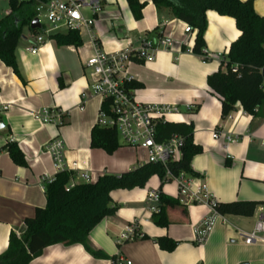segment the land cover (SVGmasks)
<instances>
[{
  "label": "crops",
  "instance_id": "crops-1",
  "mask_svg": "<svg viewBox=\"0 0 264 264\" xmlns=\"http://www.w3.org/2000/svg\"><path fill=\"white\" fill-rule=\"evenodd\" d=\"M5 1L0 0V18L10 12V7L1 9ZM140 1L147 4L142 19L136 20L126 0H103V12L94 28L97 43L107 52L139 49L144 41L158 39L155 28L162 40H174L170 50L160 49L152 59L129 66L131 78L142 85L132 94L141 102L189 106L178 122H193L194 143L203 148L191 160L199 176H190V185L203 188L218 203L257 202L256 211L251 217L215 216L205 239L199 241L195 229L213 216L212 209L180 196L178 184L168 181L163 193L179 198L182 206L169 209L171 224L159 227L152 221L153 203L147 200L149 192L160 190L161 179L155 175L144 188L113 191L118 211L105 217L90 233L94 248L115 261L96 259L79 244H57L47 247L30 264H116L120 259L131 264H264V243L246 244L239 234L252 232L264 209V106L258 116H253L238 105L223 118L220 98L207 82L210 74L225 70L222 60L241 32L234 19L207 12L204 38L209 60L205 61L203 56L188 51L193 48L196 33H186V22L174 18L169 10H158L152 0ZM254 8L264 16V0H255ZM35 35L28 32L16 49L20 76L0 61V120L4 123L0 146L12 138L27 162L26 166L17 165L4 147L0 151V254L8 248L12 233L18 238L24 235L25 219L33 216L37 207L46 205L42 177L44 173L54 175L55 169L53 160L42 150L54 138L63 140L66 160L76 162L94 180L104 173L120 174L147 162L146 152L140 149L122 145L109 155L91 148V131L98 121L101 99L93 96L81 103L87 85L84 63L94 50L90 38L81 35L83 43L75 47L59 46L49 37L34 55L28 48L34 45ZM218 53L223 54L221 58ZM44 107L62 110L63 124H43L32 116L31 111ZM81 173L74 171L72 182H83ZM132 223L137 224L138 234L119 243L125 227ZM144 235L149 239H143ZM159 237L175 240L176 249H161L154 240Z\"/></svg>",
  "mask_w": 264,
  "mask_h": 264
},
{
  "label": "trees",
  "instance_id": "trees-1",
  "mask_svg": "<svg viewBox=\"0 0 264 264\" xmlns=\"http://www.w3.org/2000/svg\"><path fill=\"white\" fill-rule=\"evenodd\" d=\"M42 0H8L10 12L0 18V61L13 69L20 76L16 49L26 37V31L33 34L44 32V28L31 29L36 18V6ZM136 20L142 19L146 2L126 0ZM255 0H152L158 10H169L172 16L188 24L195 32L192 52L205 56V32L208 26L207 12L214 11L221 16L235 20L240 36L231 43L229 53L222 60L218 71L207 77L211 91L222 104V117L235 111L238 105L248 114L259 115L264 106V16L254 8ZM154 31L161 38L158 28ZM59 46L82 45L78 31L56 33L50 36ZM204 59H207L206 57ZM136 62H142L137 60ZM128 89L135 90L141 84L130 80L125 83ZM105 107V108H104ZM108 109V104L103 105ZM180 138L181 157L170 162L169 167L174 176L184 173L197 177L199 174L191 167L194 156L202 153L203 148L194 143L193 122H162L157 127V140L167 142ZM91 148L102 149L107 154H114L122 144L115 128L102 127L98 123L91 131ZM4 148L14 163L26 166L25 155L17 142H8ZM230 164V163H228ZM166 169L160 163L146 162L134 169L120 174L104 173L93 182H81L68 188L73 172H62L45 186L46 205L37 207L31 217L25 219L26 232L20 238L10 235L8 248L0 254V264H30L41 256L44 250L52 245H82L96 259H113L101 250L94 248L90 241L91 231L108 216H114L119 205L111 193L119 189L144 188L150 179L157 175L161 179L160 202L158 210L153 212L152 221L159 227L171 224L169 209L182 206L179 198L163 193L167 182ZM257 202L240 201L216 203L215 210L219 215L251 217L254 215ZM149 239V236H142ZM161 249L174 251L177 242L169 237L154 239Z\"/></svg>",
  "mask_w": 264,
  "mask_h": 264
},
{
  "label": "built area",
  "instance_id": "built-area-1",
  "mask_svg": "<svg viewBox=\"0 0 264 264\" xmlns=\"http://www.w3.org/2000/svg\"><path fill=\"white\" fill-rule=\"evenodd\" d=\"M89 9V14L84 12ZM103 12V0H42L36 6V18L44 32L35 35L34 45L28 48L31 54H38L47 39L56 33L65 31H78L80 35H87L93 45V53L85 61V77L87 85L81 94V103H85L90 97L97 96L101 99V107L98 114L97 123L102 127L115 128L119 137L122 139V145L146 152L147 162L160 163L166 169V179L178 184L180 196H186L190 201L205 204L212 209L213 216L208 218L195 229L199 241H203L210 231L215 216L219 215L215 210L216 200L208 195L203 188L193 189L190 183V176L181 173L174 176L170 170V162L180 159V138H172L167 142L157 140V127L162 122H178L182 118L181 113L189 109V106L180 107L176 104L141 102L132 94V90L125 86L127 81L132 80L129 74V66L137 60L146 61L153 58L155 51L160 49L170 50L174 46V40L166 37L163 40L158 38L146 40L141 48H124L107 52L97 43L94 28L97 19ZM42 18L46 19L49 27L42 23ZM186 33H191L189 26L185 29ZM188 51H192L188 48ZM205 56L209 60L208 54ZM222 53L217 57L221 58ZM108 104V109L103 105ZM32 116L43 124L61 125L64 122V112L57 107L41 108L31 111ZM214 136H218L214 134ZM228 140H233L228 137ZM14 142L9 139L0 146V151L8 143ZM64 142L60 138H54L48 142L42 152L53 160L55 174L49 176L44 173L42 183L44 187L51 183L57 174L62 172H74L82 170L80 174L83 182H93L94 176L87 170H83L76 162L69 163L64 153ZM73 177V175H72ZM68 185V188L74 186V182ZM147 200L153 203L150 210H158L160 202V190L149 192ZM138 234V226L132 223L125 227L120 235L118 242L134 239ZM240 236L246 244L254 242L264 243V209L260 220L255 225L252 232L241 231ZM116 264H131L129 260L120 259Z\"/></svg>",
  "mask_w": 264,
  "mask_h": 264
},
{
  "label": "rangeland",
  "instance_id": "rangeland-1",
  "mask_svg": "<svg viewBox=\"0 0 264 264\" xmlns=\"http://www.w3.org/2000/svg\"><path fill=\"white\" fill-rule=\"evenodd\" d=\"M2 11H4V9H9V4H8V1H5V3L2 5ZM84 12L86 13V14H89L90 12H89V9H85L84 10ZM42 23L46 26V27H49V23H48V21L46 20V19H44V18H42ZM29 31L27 30L26 31V34L28 33ZM119 141H120V143L122 144V139L119 137Z\"/></svg>",
  "mask_w": 264,
  "mask_h": 264
},
{
  "label": "water",
  "instance_id": "water-1",
  "mask_svg": "<svg viewBox=\"0 0 264 264\" xmlns=\"http://www.w3.org/2000/svg\"><path fill=\"white\" fill-rule=\"evenodd\" d=\"M42 26L41 24L39 23V20L38 18H35L32 23H31V29L32 30H35V29H41ZM4 128V123L2 120H0V129Z\"/></svg>",
  "mask_w": 264,
  "mask_h": 264
},
{
  "label": "bare ground",
  "instance_id": "bare-ground-1",
  "mask_svg": "<svg viewBox=\"0 0 264 264\" xmlns=\"http://www.w3.org/2000/svg\"><path fill=\"white\" fill-rule=\"evenodd\" d=\"M178 119H180V117H177Z\"/></svg>",
  "mask_w": 264,
  "mask_h": 264
}]
</instances>
